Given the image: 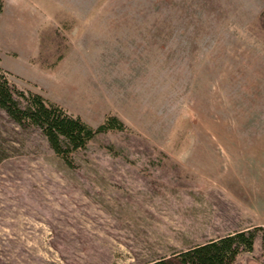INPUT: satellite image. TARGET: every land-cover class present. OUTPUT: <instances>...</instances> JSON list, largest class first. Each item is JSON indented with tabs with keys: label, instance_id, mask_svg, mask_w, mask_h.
<instances>
[{
	"label": "rangeland",
	"instance_id": "374dc122",
	"mask_svg": "<svg viewBox=\"0 0 264 264\" xmlns=\"http://www.w3.org/2000/svg\"><path fill=\"white\" fill-rule=\"evenodd\" d=\"M3 2L15 85L127 127L62 156L0 109V264H152L243 229L234 264H264V0Z\"/></svg>",
	"mask_w": 264,
	"mask_h": 264
},
{
	"label": "trees",
	"instance_id": "16d2710c",
	"mask_svg": "<svg viewBox=\"0 0 264 264\" xmlns=\"http://www.w3.org/2000/svg\"><path fill=\"white\" fill-rule=\"evenodd\" d=\"M3 9L4 2L0 0V17ZM0 109L22 127L41 128L52 149L62 156L85 147L100 133L127 127L122 119L110 114L95 127L45 94L17 87L10 78V72L3 68L1 56ZM256 234L257 232L251 229L235 231L197 243L187 250L152 264H234L241 251L253 250Z\"/></svg>",
	"mask_w": 264,
	"mask_h": 264
},
{
	"label": "crops",
	"instance_id": "0c3cea01",
	"mask_svg": "<svg viewBox=\"0 0 264 264\" xmlns=\"http://www.w3.org/2000/svg\"><path fill=\"white\" fill-rule=\"evenodd\" d=\"M4 10H5V5H4L3 12H4ZM3 12H2L1 17H0V24H1V21H2ZM2 32L0 30V48H1V46L6 45L7 42L11 39V38H8L7 39L5 37H8V36L13 35V30H11V28L5 29V32L4 33H2ZM19 40L20 39H17V40L11 41V42L9 41V43L7 44V46H13L14 48H19V47L22 46V42H19ZM0 56H1V64H2L3 68L4 69L6 68V70H7V67H5V66H7L9 64H7V63L4 62V59H3V56H2V53L1 52H0ZM8 71L9 72L11 71L12 73H18L19 74L21 70L19 68L15 67V66H13V65H11V66L9 65Z\"/></svg>",
	"mask_w": 264,
	"mask_h": 264
}]
</instances>
